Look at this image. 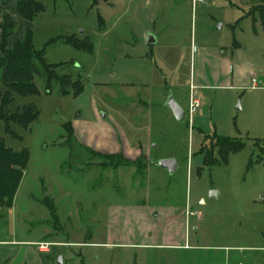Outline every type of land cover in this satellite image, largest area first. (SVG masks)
<instances>
[{
    "label": "rangeland",
    "instance_id": "374dc122",
    "mask_svg": "<svg viewBox=\"0 0 264 264\" xmlns=\"http://www.w3.org/2000/svg\"><path fill=\"white\" fill-rule=\"evenodd\" d=\"M37 1L33 21L0 2V45L9 14L11 46L32 30L34 48L84 89L49 93L37 75L39 94L16 98L39 119L21 139L0 130L30 156L13 206L0 208L7 264H264V30L249 15L264 0ZM171 97L189 114L199 101L191 122L174 118ZM215 135L245 148L207 167L199 151ZM171 158L175 172L158 166ZM41 239L47 254L27 244Z\"/></svg>",
    "mask_w": 264,
    "mask_h": 264
},
{
    "label": "trees",
    "instance_id": "16d2710c",
    "mask_svg": "<svg viewBox=\"0 0 264 264\" xmlns=\"http://www.w3.org/2000/svg\"><path fill=\"white\" fill-rule=\"evenodd\" d=\"M98 1L95 0V3ZM0 2L3 6L15 2L17 14L26 21H33L44 11V6L37 0H0ZM249 15L254 20L260 21L264 30V3L253 7ZM15 27L14 18L5 14L1 23L0 45V130L14 139H21L19 129H30V126L39 119L40 110L35 104H18L16 97H32L39 94L35 82L37 75L44 78L49 93L52 92L54 84H57L60 95L76 97L83 92L84 86L74 82L70 74H60L59 69L64 64L49 63L46 49L34 48L32 30L27 29L24 37L11 46L10 39ZM60 40L79 51L90 54L94 51L90 39L78 42L73 37L67 36ZM67 125L70 124H66L65 127ZM70 131L72 132L71 129ZM212 140L215 144L208 147L204 143L199 151L203 156V164L207 167L225 165L232 153H238L245 148V144L238 140L217 135L212 137ZM255 146L259 148L258 158L264 166V141L256 143ZM29 160L27 149L15 151L8 147L5 139L0 136V208L13 206ZM250 166L251 163L249 168ZM43 204L50 212V222L58 227L59 216L54 201L47 196Z\"/></svg>",
    "mask_w": 264,
    "mask_h": 264
},
{
    "label": "water",
    "instance_id": "95a60500",
    "mask_svg": "<svg viewBox=\"0 0 264 264\" xmlns=\"http://www.w3.org/2000/svg\"><path fill=\"white\" fill-rule=\"evenodd\" d=\"M155 42V39L153 36H149L148 38V43L149 44H152ZM168 106L174 116V118L181 122L185 115H186V111L185 109L179 105V103L175 100L174 97H171L168 101ZM158 166H160L161 168L163 169H167L169 172L173 173L175 172V170L177 169V162L175 159H163L161 161H159L158 163ZM217 193L216 192H212V195H216ZM59 264H62V259L60 258L59 259Z\"/></svg>",
    "mask_w": 264,
    "mask_h": 264
},
{
    "label": "built area",
    "instance_id": "2783aa9c",
    "mask_svg": "<svg viewBox=\"0 0 264 264\" xmlns=\"http://www.w3.org/2000/svg\"><path fill=\"white\" fill-rule=\"evenodd\" d=\"M193 2V6H195L197 3L199 2H204V0H192ZM260 81L256 78V77H253L252 79V87L253 89H257V88H260ZM199 105V101L196 100V99H191V106H190V116L195 112V109L198 107ZM52 245V243H49V242H39L36 244L37 246V250L39 252H48L49 249H50V246Z\"/></svg>",
    "mask_w": 264,
    "mask_h": 264
},
{
    "label": "crops",
    "instance_id": "0c3cea01",
    "mask_svg": "<svg viewBox=\"0 0 264 264\" xmlns=\"http://www.w3.org/2000/svg\"><path fill=\"white\" fill-rule=\"evenodd\" d=\"M155 39V38H154ZM154 43H156V39H155V42ZM162 55H163V52L161 53ZM263 77V79H261L262 80V82L264 83V74L262 75ZM180 105V104H179ZM181 106V105H180ZM189 106V105H188ZM184 108V107H183ZM185 109V108H184ZM188 109V108H187ZM187 115H188V117H189V121L191 122L192 121V115L190 116V114L189 113H186V115H185V117H187ZM184 117V118H185ZM183 121V120H182ZM51 217V216H50ZM44 240H39V241H30V242H27V244H30V245H32V246H34V247H36V253H40V254H47V253H49L50 252V249H49V251L48 252H44V253H42V252H39L38 250H37V246H36V244L37 243H39V242H43ZM15 242V241H14ZM14 242H12V243H14ZM1 246L3 247V246H7V239L6 240H0V250H1ZM185 247H187V245H185ZM32 253L35 255V256H37L36 255V253L32 250ZM0 264H7V256H5V255H2V253H0Z\"/></svg>",
    "mask_w": 264,
    "mask_h": 264
}]
</instances>
